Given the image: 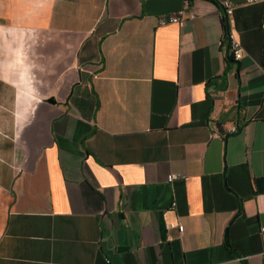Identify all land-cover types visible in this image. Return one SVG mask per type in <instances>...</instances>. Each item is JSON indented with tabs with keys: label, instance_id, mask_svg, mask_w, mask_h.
I'll use <instances>...</instances> for the list:
<instances>
[{
	"label": "crops",
	"instance_id": "0c3cea01",
	"mask_svg": "<svg viewBox=\"0 0 264 264\" xmlns=\"http://www.w3.org/2000/svg\"><path fill=\"white\" fill-rule=\"evenodd\" d=\"M222 1L0 0V264H264V3L235 61Z\"/></svg>",
	"mask_w": 264,
	"mask_h": 264
},
{
	"label": "built area",
	"instance_id": "2783aa9c",
	"mask_svg": "<svg viewBox=\"0 0 264 264\" xmlns=\"http://www.w3.org/2000/svg\"><path fill=\"white\" fill-rule=\"evenodd\" d=\"M263 3H264V0H245L243 5L250 6V5H255V4H263ZM185 6H187V2L184 3L183 8L178 10L176 13L159 18L158 26L178 24L180 21L184 19V7ZM221 6L224 10L225 19L227 23L226 39L229 44V57H231L235 61H239L244 56L243 49H242V46L239 40L235 36L234 32L228 27V23L230 26V23L233 20V14H234V10L236 9V6L230 0H223L221 2ZM182 177L183 176L181 174L171 173L166 177V182L171 183L175 180L181 179ZM172 206H175V203H173ZM165 229L166 230L176 229L179 233H182L184 228L182 224L172 222V223L167 224L165 226ZM261 231L264 232V228ZM106 263H108V261H106Z\"/></svg>",
	"mask_w": 264,
	"mask_h": 264
},
{
	"label": "rangeland",
	"instance_id": "374dc122",
	"mask_svg": "<svg viewBox=\"0 0 264 264\" xmlns=\"http://www.w3.org/2000/svg\"><path fill=\"white\" fill-rule=\"evenodd\" d=\"M7 198H8L7 193L0 192V216L2 215V213L5 209Z\"/></svg>",
	"mask_w": 264,
	"mask_h": 264
},
{
	"label": "trees",
	"instance_id": "16d2710c",
	"mask_svg": "<svg viewBox=\"0 0 264 264\" xmlns=\"http://www.w3.org/2000/svg\"><path fill=\"white\" fill-rule=\"evenodd\" d=\"M224 31L227 32V27H224ZM231 58V57H230ZM232 59V58H231Z\"/></svg>",
	"mask_w": 264,
	"mask_h": 264
},
{
	"label": "water",
	"instance_id": "95a60500",
	"mask_svg": "<svg viewBox=\"0 0 264 264\" xmlns=\"http://www.w3.org/2000/svg\"><path fill=\"white\" fill-rule=\"evenodd\" d=\"M49 101H51V102H52L53 100H49Z\"/></svg>",
	"mask_w": 264,
	"mask_h": 264
}]
</instances>
